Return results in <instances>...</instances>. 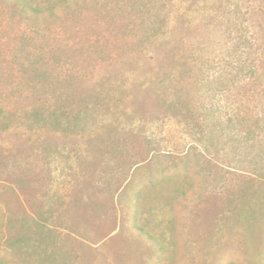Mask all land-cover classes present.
<instances>
[{
  "label": "rangeland",
  "instance_id": "obj_1",
  "mask_svg": "<svg viewBox=\"0 0 264 264\" xmlns=\"http://www.w3.org/2000/svg\"><path fill=\"white\" fill-rule=\"evenodd\" d=\"M78 2L0 0L8 264H264V0Z\"/></svg>",
  "mask_w": 264,
  "mask_h": 264
},
{
  "label": "trees",
  "instance_id": "obj_2",
  "mask_svg": "<svg viewBox=\"0 0 264 264\" xmlns=\"http://www.w3.org/2000/svg\"><path fill=\"white\" fill-rule=\"evenodd\" d=\"M19 11L27 23L46 24L56 21L60 12L80 7L78 0H7ZM6 111L0 109V115ZM252 132H255L254 130ZM154 183L155 181H150ZM15 230L10 235L7 230ZM51 236V230L32 217L13 220L10 216H0V264H8L9 255L39 247L44 240Z\"/></svg>",
  "mask_w": 264,
  "mask_h": 264
}]
</instances>
